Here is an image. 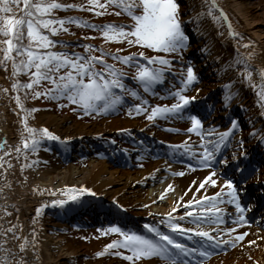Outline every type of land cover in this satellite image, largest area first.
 Here are the masks:
<instances>
[{
    "label": "bare ground",
    "instance_id": "bare-ground-1",
    "mask_svg": "<svg viewBox=\"0 0 264 264\" xmlns=\"http://www.w3.org/2000/svg\"><path fill=\"white\" fill-rule=\"evenodd\" d=\"M181 1L184 22L194 37L190 52L197 57V69L203 74L204 87L208 88L207 90H217L231 82L228 91L234 93L231 102L226 104L224 89H218L220 92L216 95L212 118L216 120L219 117H227L228 112L236 108L246 110L242 116L243 135L230 141L227 153L233 154L240 149L238 141L241 138L243 147L254 143L264 147V142H261V137H264V100L260 96L264 91V78L253 70L264 68V0H215V6L213 0ZM221 9L227 19L221 16ZM232 32L239 35L233 36ZM204 46L208 47L207 52L200 50ZM250 52L253 53L251 58L247 56ZM240 58L247 60L251 65L250 78L237 71L244 68V64L239 62ZM233 61L237 62L235 67L224 68L225 64H231ZM7 81L8 79L0 74V142H3L0 158L4 161L0 166V189H3L0 191V233L7 232L6 236L0 238L7 241L4 247L12 250L10 264H19L21 259L24 264H169L159 257L133 262L105 254L96 259L94 255L99 250V240L93 242L92 246L75 244L71 240L68 233L71 221L80 219L84 222L83 226L90 227L96 224L97 212L106 214L100 216L108 218L111 213L115 214L120 210L129 215L125 220L130 224L141 218L152 221H158L162 217L169 219L165 214L170 213L172 221L183 225L184 229H211V235H214L217 241H224L218 254L193 261L181 256L176 259V264H264V224L245 223L239 219L240 216L246 217V214L238 211L235 204L228 202L227 186L221 188L225 179L221 170H218L221 166H199L198 158L203 156L204 147L193 145L195 149L191 159L197 162L194 168L182 163H167L164 159H149L142 168H119L111 165L105 156L95 154H90L83 167L68 162L67 159L78 153H88L87 151L92 149L83 147L79 141L88 142L90 137L94 136V139L102 138V144L111 133L145 129L138 128L133 121L104 118L90 124L68 123L65 118L50 114V119L47 118L46 121L52 122L54 126L51 132L60 139H51L48 144L57 153L54 154L51 165L43 170L28 171V178L25 179V171L20 170L18 159L23 144L18 141L12 130L14 123L19 124V117L13 111L14 105L10 99L4 100L3 96L5 90H10L5 87ZM219 124L221 122H218ZM171 131L168 129V135L162 130L149 132L171 138L181 144L197 143L201 139L196 133L185 128L177 131V135H171ZM255 135L257 136L253 138ZM91 146L93 147L92 144ZM17 147L20 148L19 153L15 150ZM63 156H68L66 164H63ZM257 168L259 171L252 176V181L264 176V162ZM180 172H183V175L174 174ZM210 173H215V185L204 179ZM201 181L204 182V187H200ZM169 185L172 186L170 189ZM71 186H76L78 190L80 186H85L91 188L92 192L82 193L77 199L70 200L68 193ZM217 192L221 193L218 203L210 202L205 205V201L200 200L201 196L211 197ZM91 195L94 198L88 197ZM53 200H64V203L54 205ZM188 200L197 203L188 205ZM41 204L45 207L37 214L36 209ZM100 204H103V207ZM201 205H205L203 216L199 215ZM213 207L221 211L218 214L209 212L208 209ZM216 215H219L220 223L215 222ZM13 225L19 233L15 239L12 238L14 233L7 231ZM243 232L247 235L243 240H238V234ZM174 234L178 240L190 246L194 244L193 239L204 238L195 232L180 235L177 231ZM186 234H191L193 239L188 238ZM24 237L28 238V243L21 250L19 245Z\"/></svg>",
    "mask_w": 264,
    "mask_h": 264
},
{
    "label": "snow or ice",
    "instance_id": "snow-or-ice-1",
    "mask_svg": "<svg viewBox=\"0 0 264 264\" xmlns=\"http://www.w3.org/2000/svg\"><path fill=\"white\" fill-rule=\"evenodd\" d=\"M89 2L95 3L96 0H89ZM105 2L107 3V0H105ZM113 2L118 3L119 6L129 16L132 17V25L125 26L109 23L105 25L93 24L91 27L101 28V34L108 40H121L127 38L130 45H147L148 47L154 49L177 52L181 57L180 62L182 67L180 83L182 84V88L177 89L174 93H171L178 98V102L171 105L153 106L151 112L147 115V118L149 120H153L154 118L160 116L168 118L170 115L176 114H179L181 118H185L184 109L190 105L191 101L194 100L195 97L182 95V92L194 82H197L199 77L194 70V65L191 63V61H184L182 58L183 50L189 47L190 37L183 27L184 22L179 18L180 4L177 2V0H113ZM138 6L143 8V11L140 13H136L134 11V9ZM213 6H215V0H213ZM65 7L82 8L83 5H65L57 3L56 0H51L49 3H32L31 0H0V14H2L0 15V21H2V23H0V34L6 37V39L0 40V45L5 46L3 47V59H0V66H3L6 69L7 60H12V75H15L19 71H27L29 68L35 67L36 71L30 73L33 79L24 85L25 87L30 88L32 87L33 83H38L41 79H48L53 83L54 88L46 89L43 95L51 96L54 99H59L60 97L67 95L69 101L81 104L85 111L91 110L93 107H96L98 111H107L114 107V105L120 100V96L115 95L112 92V88L117 87L123 89L125 87L119 78L121 75H123V73L118 68H116L114 65L107 64L103 60V56L96 57L93 55L89 57H83L79 53L66 55L62 52L56 51H47L41 53L32 50L33 48L41 47L49 48L53 43H57V41L51 40L49 35L41 32L37 27V24L42 25L46 29H48L50 25H54L50 28L51 33H56L58 28H63L65 20L68 22H75L77 25L86 26L82 19L76 17L61 18L59 20L41 18L34 21L32 19L36 13H40L42 16L44 13L49 12L53 8ZM14 12H18L19 15L4 14ZM220 14L225 19H227V16L222 9L220 10ZM25 26L27 30L26 35L30 40L29 45H25L22 42L25 35ZM229 30L231 31V24H229ZM65 31H67V29H65ZM232 35L235 36L239 34L232 32ZM33 41L36 43L31 44ZM249 43H251V41H249ZM93 47V45H85L86 49H91ZM245 47H247V45H245ZM14 50L17 55H24L26 53L27 59L21 60L18 64L15 58L11 55ZM200 50L207 52L208 47L204 46ZM107 54L114 55L113 53ZM139 55L143 56L144 53L141 52ZM71 56H75V59L71 58ZM247 56L251 58L253 53H247ZM218 58L219 57H217V59ZM115 59L121 60L125 63H133L134 54L115 56ZM147 59L149 61L148 66L139 65V62L135 61L138 64V71L135 79H137L144 86L145 90H151L153 85L164 79V69L151 67V63L159 62L160 64L171 66V61L165 57H148ZM82 60L84 62H81ZM97 60L105 63V70L109 72L108 76H105L102 72L93 69L92 62ZM239 62L244 64V68L237 69V71L242 73L246 78H250L252 76V71L249 70L251 65L243 58H240ZM236 63V61H233L231 64H225L224 68L235 67ZM185 64L187 65L186 69L184 67ZM65 66H68L74 71L70 70L66 73L60 72L59 70ZM253 70L257 71L259 75L264 78V68ZM221 71H223V68ZM85 76L89 78L85 80ZM54 77H58V79H54ZM17 83L19 82H14L12 87L16 88ZM230 83L231 82L224 85V101L226 104L234 95V93L228 91ZM129 91L134 96L138 95L134 89H129ZM196 91H199V89H196ZM40 95H42V93L39 91L34 93V96ZM260 96L261 99L264 100V91L260 93ZM98 100L102 101L104 104L102 109L98 108V106H96L94 103ZM16 101L17 104L21 103L19 96L16 97ZM262 107H264V105H262ZM35 110L36 109H31L28 111ZM141 111H145L142 108V105L136 104L133 106V109H130V114H138ZM187 118L191 120V127L188 129V131L195 132L203 127V122L200 115L189 111L187 113ZM24 123L26 130L29 132L27 139H23L22 137L25 149H28L29 144H31L30 150L33 152L36 151L39 147L42 136L47 137L48 139H60V137L56 136L47 128H42L39 130L41 136L35 135L37 130L28 127L26 121H24ZM236 128H238V121L236 119H232L230 128L219 133H209L210 135H216L217 140L210 141L209 145L203 148V156L198 158L200 161V167L211 166L209 162L215 159L213 153L220 151L221 145L225 143L226 139ZM254 133L255 129H253V134ZM261 142H264V137H261ZM201 143L203 144V141H201ZM243 143V139L241 138L238 141V147L241 150L239 152L233 153L231 162L225 158L223 161H221V163H231L234 170L240 174L241 181L246 184L248 182L249 176L258 172L259 169L251 164L248 158L249 154L242 150ZM0 147H3V142H0ZM210 148L211 151L209 150ZM15 150L17 153L20 152L19 147H17ZM5 155H7V153H5ZM3 163V159L0 158V166H2ZM24 167H26V165H21V168ZM189 167L191 168L192 165L190 164ZM174 174L183 175V172ZM0 176H2V174H0ZM214 177L215 173H210L209 176H206L204 179L210 184L215 185L217 183V179ZM5 183L7 184V182ZM225 185L227 186V191L229 192L228 202L235 204L238 211H244L247 207H251V205L245 206L240 203V193L245 191L240 182H234V180L229 177L223 180L221 188H223ZM171 187V185L168 186L169 189ZM200 187H204L203 181L200 182ZM0 191H3V189H0ZM90 192H92V189L85 186H80L79 190L76 186H71L68 193V199L75 200L82 193ZM220 195L221 193L217 192L213 193L211 197L201 196L200 200L205 201V205L210 202L218 203L220 202ZM161 198H163V194H161ZM52 203L54 205L63 204L64 200H53ZM186 203L188 205H193L194 203H197V201L188 200ZM205 205L200 206L199 215L201 216L205 215ZM43 207H45V205L41 204L36 209L37 214L40 213V210ZM173 211H175V209H173ZM193 211H195V209H193ZM208 211L213 214H218L221 210L213 207L208 209ZM165 215L169 216L168 223L173 233L179 231L180 235H184L185 232H195L196 235L206 238V241H212L219 244L224 243L223 240L217 241L216 237L211 235V229L205 230L203 227L184 229L183 225L174 223L172 221L170 213H166ZM239 219L245 223H248L244 216H240ZM215 222H221L219 215H216ZM146 227L155 233L157 237L156 239L140 235L136 232H124L118 226L111 225L107 231L120 233L123 239L112 240L109 244L104 246L103 251H97L95 255L101 256L105 253H108L109 249L111 248H118L122 246L123 248L128 249L131 254L125 255L124 252L120 251L114 252L112 254L125 256L128 261H133L134 258L138 260L142 257L150 258L156 256L168 261L169 264H176V259L181 258L182 254H194L198 250L197 248H189L170 233L163 232L158 228L152 227L151 225H146ZM15 229L16 226L13 225L7 230L14 233V236L12 237L13 239L19 236V233H17ZM217 231H219V229H217ZM225 231L231 232L234 230L225 229ZM6 235L7 232L0 233V237ZM246 235V232L239 233L237 239L243 240ZM6 243L7 241L5 239L0 238V264H10V253L12 250L4 247ZM27 243L28 238L24 237V240L20 243L19 248L23 250L27 246ZM249 243H253V241H249ZM199 251L204 257H208L211 254L209 250H205L204 248H200ZM19 264H24V261L21 259Z\"/></svg>",
    "mask_w": 264,
    "mask_h": 264
},
{
    "label": "rangeland",
    "instance_id": "rangeland-1",
    "mask_svg": "<svg viewBox=\"0 0 264 264\" xmlns=\"http://www.w3.org/2000/svg\"><path fill=\"white\" fill-rule=\"evenodd\" d=\"M37 3H49L51 0H37ZM77 1V0H76ZM32 2V0H31ZM57 3L65 4V5H72V0H56ZM177 2L180 4L179 9V18L184 22V12L182 10V1L177 0ZM80 5H85L84 10L86 11L85 15L89 19V22H85L86 28H81L77 24H68L67 27L58 28V31L56 33H68L72 32L73 34L77 35H63L65 39H69L71 41H65V43H69L68 46L60 47L58 50L54 49V47L50 46L49 48H33L32 50L38 51L43 53L42 50L47 51H56V52H62L66 55H70L73 53H79L83 57H89V56H96L101 57L103 56V60L107 64L114 65L116 68L120 70L119 65H123L126 68V70L123 72V75L125 77V87L123 88L125 92L128 94V98L133 100L136 104H141L142 108L145 111H141L138 114H130V109H133V103L128 104L129 107H127L125 100L120 97V100L114 105V107L110 108L107 111H98L96 108H92L91 110L85 111L83 109V106L78 103H73L68 100L67 95H64L60 97L59 99H54L51 96L43 95L46 89H53L54 85L53 83L48 79H41L38 83H33L32 87H25L29 81L33 79V77L30 75V73L35 72V67L29 68L27 71H19L15 75H12L13 69H12V60H7V68L5 69L3 66H0V74L8 79L6 83V89H10L5 91L4 93V100L10 99L14 107L12 108L15 113H17V116L19 117V124L14 123L12 125L13 134L18 139V141L22 142L23 139H27L29 136V132L25 128L26 121L27 126L30 128H33L36 131L35 135L41 136L40 129L47 128L49 131L52 130V124L51 121L47 123L46 120L50 119L48 116L50 114H53L57 116L58 118H65L68 123H84V124H90L94 122H99L101 119L104 118H121L122 120H129L137 123L140 126H147L149 129L156 126V124L160 125L161 127L164 126V128L167 127L166 120H173V116H169L168 118H165L164 116H160L157 118H154L153 120H149L147 118V115L151 112V109L155 105H171L173 103L178 102V98L175 95H171L168 97L155 95L151 90H145L144 86L135 79L137 71H138V64L135 61L139 62V65L146 64L149 65L148 57H165L170 59L172 62L174 59H181L180 55L177 52L172 51H164L162 49H154L150 48L147 45H140V44H129L128 39H121V40H108L106 37H104L101 32V28H93L91 25H105L112 23L114 25H122L119 24V21H123L127 23L125 26H131L133 23L132 17L129 16L120 6L118 3H114L113 0H107V3L105 0H96L95 3L89 2V0H81ZM73 7H65V8H53L49 12L52 15H72L71 10ZM136 13H140L143 11V8L138 6L134 9ZM47 13V12H46ZM4 14H14L19 15L18 12L14 13H4ZM2 15V14H0ZM46 15V14H43ZM42 15V16H43ZM41 17L40 13H36L32 19L39 20ZM42 18V17H41ZM47 19V18H44ZM2 23V21H0ZM54 25H50L48 30L50 32V28ZM186 27L185 22L183 23V27ZM37 27L39 30L46 29L42 25L37 24ZM67 29V31H65ZM47 30V31H48ZM26 26H25V35L23 39V43L25 45L30 44V40L26 35ZM186 31V30H185ZM42 32V31H41ZM186 33L189 35L188 30ZM83 36V41L79 40V37ZM6 39L5 36L0 34V40ZM88 41V43H87ZM36 42H31V44H35ZM69 45L72 47V50L70 49ZM85 45H93L94 47L91 49H86ZM191 43L189 42V47L183 50V60H187L186 54H188L189 48ZM3 47L4 45H0V50L2 51V55L0 56V59H3ZM67 47V48H66ZM66 48V49H65ZM143 52L144 55L140 56L139 53ZM107 53H113L114 55H108ZM129 54H134V62L133 63H125L121 60L115 59V56H125ZM17 63L21 60L27 59V54L24 55H17L15 50L11 54ZM71 58L75 59V56H71ZM81 62H84L83 60ZM145 65V66H146ZM136 71L135 75H132L130 72V67ZM151 67H157V68H163L164 69V78L166 77V65L160 64L159 62H153L150 65ZM169 66V65H168ZM92 67L94 70L102 72L105 76L109 75V72L105 70V63H102L100 61H93ZM68 66L62 67L59 71L62 73H66L70 71ZM74 71V70H72ZM121 71V70H120ZM123 75H121L119 78L122 82H124ZM89 77L85 76L84 79L87 80ZM54 79H58V77H54ZM164 80V79H163ZM17 83L16 88H13L12 85L14 82ZM129 83V84H127ZM154 86V85H153ZM127 87V89H126ZM116 88H112V90ZM120 89V88H119ZM118 89V90H119ZM129 89H134L138 93V95H132ZM39 91L42 93L40 96H34V93ZM113 92V91H112ZM144 94L145 96H143ZM182 95H189L188 93H183ZM20 97V104H17L16 97ZM146 101V103H145ZM95 105H99L98 107L101 109L104 107V104L102 101H95ZM124 107H123V106ZM31 109H36L35 111H28ZM89 114H92L90 116ZM48 118V119H47ZM51 139H48L47 137H41L39 147L36 151H31V144H29V148L25 149L23 144V150L18 155V159H20V170L25 171L23 174L25 176V179L28 178V171L35 172L37 169L43 170L45 169L49 164H52V160L54 159V154L57 152L51 148V146L48 144V141ZM88 157H76L74 159H70L68 162H72L77 166H85L88 162ZM63 164H66L63 162ZM141 164V163H137ZM21 165H26V167L21 168ZM35 190L39 191V189L35 188ZM145 220V219H144ZM152 225L154 228H160V224L166 227H169V219L166 217H162V219H159L157 222ZM109 227L106 226H78L76 223H73L72 226H69L68 233L70 234L71 240L75 244L83 243L85 245H91L93 242L99 240V250L103 251V248L106 244H109L112 240H122L120 233H115L111 231H107ZM122 231L126 232L125 230L121 229ZM62 232V231H60ZM124 252L125 255L131 254L128 249L123 248L122 246L118 248H111L109 249L108 254L113 257H118L121 259H124L125 261H128L125 256H119V255H113L114 252ZM97 252V251H96ZM95 252V253H96ZM104 254V255H105ZM101 255V256H104ZM101 256L94 257L98 259ZM156 257V256H153ZM150 257V258H153ZM141 259H149V258H140L135 259V261H139ZM82 264V263H79Z\"/></svg>",
    "mask_w": 264,
    "mask_h": 264
},
{
    "label": "trees",
    "instance_id": "trees-1",
    "mask_svg": "<svg viewBox=\"0 0 264 264\" xmlns=\"http://www.w3.org/2000/svg\"><path fill=\"white\" fill-rule=\"evenodd\" d=\"M38 1L37 0H32V3H37ZM72 5L73 4H78L80 5L81 4V0H72ZM85 5H83L82 8L80 7H73V9L71 10V14L72 15H52L50 12H47V13H44L46 15H43L41 16L42 18H47V19H53V20H59L61 18H67V17H76V18H79V19H82L84 22H89V19L86 17V11L84 10V7ZM41 17H39L41 19ZM76 24L75 22H68L67 20H65L64 22V25L63 27H67L68 24ZM81 28H84V29H87L85 25H79ZM48 29H43L41 30L43 33L49 35L50 39L53 40V41H57V43H53L51 46L54 47V49H59L61 46H64L66 43L65 41H71L69 39H65L64 37H62L63 35H70V36H74V35H77V34H73L72 32H69L68 33H51L49 32V30L47 31ZM59 32V31H58ZM83 36H80L79 37V40L80 41H83ZM65 40V41H64ZM88 43V41H87ZM43 52L46 51V50H42Z\"/></svg>",
    "mask_w": 264,
    "mask_h": 264
}]
</instances>
